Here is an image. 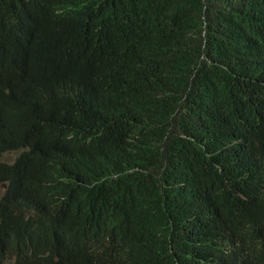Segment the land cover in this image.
<instances>
[{"label": "trees", "instance_id": "obj_1", "mask_svg": "<svg viewBox=\"0 0 264 264\" xmlns=\"http://www.w3.org/2000/svg\"><path fill=\"white\" fill-rule=\"evenodd\" d=\"M11 13L35 30L20 39L31 74L19 56L18 77L0 67V162L19 152L22 167L15 187L2 165L12 202L0 206V264H174L145 173L183 119L224 117L237 140L264 93L250 37L264 32V0H0V21ZM193 80L215 88L209 106ZM73 91L86 114L64 102Z\"/></svg>", "mask_w": 264, "mask_h": 264}, {"label": "clouds", "instance_id": "obj_2", "mask_svg": "<svg viewBox=\"0 0 264 264\" xmlns=\"http://www.w3.org/2000/svg\"><path fill=\"white\" fill-rule=\"evenodd\" d=\"M24 25L26 31L22 34L20 28ZM34 30V25L18 13L0 21L2 73L18 77L19 56L31 74L20 39L31 37ZM250 37L252 44L264 52V32L254 31ZM246 53V48L240 47L237 57ZM256 71L264 82V58ZM66 75L73 77L69 71ZM193 93L205 107L211 104L215 88L193 80ZM63 100L81 114L88 112L78 91L63 94ZM250 106L237 140L231 139L227 119L206 113L208 124L183 119L165 154H154L155 163L145 173L143 190L152 197L162 195L160 199L152 198L153 209L148 217L167 224L174 264H264V93L257 95ZM108 108L113 112L118 105ZM73 138L61 133L60 144ZM23 149L28 152L25 146ZM46 151L50 158L58 156L54 147ZM6 155L0 162V178L4 165L10 171L7 184L18 187L17 175L22 167L16 160L6 161ZM101 161L107 163V157ZM95 178L89 180L90 188ZM0 187V206L8 209L12 201L6 184L0 183ZM40 199L48 203L49 190Z\"/></svg>", "mask_w": 264, "mask_h": 264}, {"label": "rangeland", "instance_id": "obj_3", "mask_svg": "<svg viewBox=\"0 0 264 264\" xmlns=\"http://www.w3.org/2000/svg\"><path fill=\"white\" fill-rule=\"evenodd\" d=\"M19 155L18 152H13V153H10V154H7L5 159L6 161H14L15 158ZM3 192V189L2 187H0V194Z\"/></svg>", "mask_w": 264, "mask_h": 264}]
</instances>
